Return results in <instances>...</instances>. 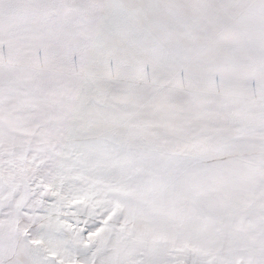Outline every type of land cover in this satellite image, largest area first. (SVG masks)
<instances>
[{
  "label": "snow or ice",
  "instance_id": "snow-or-ice-1",
  "mask_svg": "<svg viewBox=\"0 0 264 264\" xmlns=\"http://www.w3.org/2000/svg\"><path fill=\"white\" fill-rule=\"evenodd\" d=\"M0 264H264V0H0Z\"/></svg>",
  "mask_w": 264,
  "mask_h": 264
}]
</instances>
